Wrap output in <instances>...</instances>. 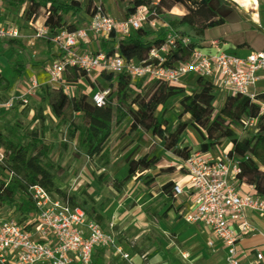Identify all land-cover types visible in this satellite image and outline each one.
<instances>
[{"label": "trees", "instance_id": "trees-1", "mask_svg": "<svg viewBox=\"0 0 264 264\" xmlns=\"http://www.w3.org/2000/svg\"><path fill=\"white\" fill-rule=\"evenodd\" d=\"M210 0H127L124 17L134 13L138 7L149 10L148 20H156L160 24L167 23L180 37V28L205 30L223 24V20L209 7ZM6 7L19 10L25 7L24 20L35 23L41 16L46 17L44 25L51 32L64 29L73 32L74 25L65 27L63 17L75 19L82 6L76 0L68 3L62 0H5ZM178 10L179 14H173ZM49 20V22H47ZM151 32L132 30L127 38L115 39L110 34L112 44L116 45L117 53L123 58L139 51L142 61L148 60ZM102 43L103 50H109L112 44ZM9 48H21L19 40H5ZM51 46L48 47L50 49ZM205 51L195 41L183 44L177 41L162 62L149 61L155 66L171 68L175 64H182L189 60L194 49ZM9 70L16 78L25 73V65L19 61L9 64ZM100 79L107 85L113 86V98L105 97L104 106H96L91 96L79 94L66 97L63 90L48 91L43 99H47L51 113L65 126L66 141L75 142L76 157L93 159L103 148L112 133L126 120L129 121V133L137 130L150 134L162 144V149L170 152L177 159L185 161L191 154L188 147H180L181 137L188 128H192L202 138L206 134V144L203 149L208 150L217 145L220 140H227L233 144L234 152H228L226 158L235 160L240 168L236 175L237 182L252 187L256 197H264V166L254 158L256 148L264 136V110L249 97L235 94L226 96L221 107L216 111L213 107L214 91L210 81L198 78L190 94H185L182 87L170 86L161 80H152L145 85L132 83L126 74L100 73ZM84 80L91 89L94 85L104 91L99 83L91 81L76 68L65 69V85L73 86ZM9 82L0 76V90L6 93ZM181 96L178 105L179 113L172 130L168 129L165 108L166 102L172 97ZM255 100L264 102V93L257 94ZM41 119L36 114L34 121ZM255 123L256 133L243 140L244 153L238 154L235 144L236 135L233 128H243L245 121ZM65 147V145H63ZM49 144L44 139L42 125L39 130L9 129L6 134L0 132V152L3 159L0 162V211L9 212L16 218L18 224H24L28 215L33 211L30 190L38 187L50 197L59 199L71 208L82 209L86 216L101 224L103 217L90 207L85 208L84 202H79L76 196L61 190L54 180V165L47 159ZM160 159L149 155L132 159L127 157L125 177L115 182L114 189L120 192L122 187L130 181H138L147 189L157 185L156 179L163 174L175 171L172 167L160 168L156 174ZM182 171V169H181ZM174 184L167 181L158 186V192L166 201L172 200ZM20 198V199H18ZM91 264H94L93 262Z\"/></svg>", "mask_w": 264, "mask_h": 264}, {"label": "built area", "instance_id": "built-area-1", "mask_svg": "<svg viewBox=\"0 0 264 264\" xmlns=\"http://www.w3.org/2000/svg\"><path fill=\"white\" fill-rule=\"evenodd\" d=\"M251 4L258 14L257 22L253 23L264 35V0H251ZM87 7L80 10L81 17L87 20L84 29L68 32L60 28L51 32L44 26H35L23 34L18 27H5L0 23V41L44 38L51 43L56 56L43 68L48 91L65 86L67 67L76 68L85 76L91 72L123 73L132 83L161 80L177 87L185 76L192 74L197 79L210 81L214 96L216 91L226 92L228 96L241 94L264 110V105L255 100L257 85L264 82L263 53L251 52L240 58L225 52L223 44L213 40L209 44L210 53L196 48L185 63L171 68L155 66L148 62H162L177 41L187 44L190 39L180 37L167 23L148 20L150 13L146 7L136 8L132 15L119 21L99 4L88 8L89 12ZM140 29L162 33L159 39L151 41L147 62L133 63L119 56L117 48L100 52L81 48L93 38L111 40L109 36L113 33L116 40L123 39L130 31ZM22 79L26 86L21 88L19 95L0 103V113L16 105L24 108L40 90L36 76L25 75ZM106 96L105 91H97L91 95V100L101 107ZM2 159L0 152V162ZM183 169L188 178L186 190L174 185L171 191L173 198H180L186 192L194 196V204L181 216L183 223L208 229L224 252V264H242L237 256V241L240 236L253 232L243 211L245 208L264 211L263 204L254 194L240 193V184L235 178L240 168L234 159L213 160L191 153L183 161ZM30 195L34 208L24 224H18L12 215L0 219V264H91L94 255L102 251L113 252L120 262L134 264L132 250L124 246V231H116L112 225L108 229L102 227L89 219L82 209L71 208L38 187L32 188ZM205 245L208 250H214L212 241ZM245 264H264V251L254 252L253 260Z\"/></svg>", "mask_w": 264, "mask_h": 264}, {"label": "rangeland", "instance_id": "rangeland-1", "mask_svg": "<svg viewBox=\"0 0 264 264\" xmlns=\"http://www.w3.org/2000/svg\"><path fill=\"white\" fill-rule=\"evenodd\" d=\"M111 1L115 7L108 3L107 5L112 17L118 21L122 20L127 7V0ZM92 6L88 5L87 9ZM0 7L2 24L5 27L17 28V24L22 19L21 24L23 25L19 28L21 33L26 34L35 28V23L24 20L25 9L16 11L8 8L5 6L4 0H0ZM20 12L21 17H18ZM173 14L178 15L179 11L174 10ZM44 20H47L46 17H39L37 19L38 25L46 27ZM63 22L65 27L72 24L75 27L81 25L77 18L64 17ZM149 32H151V36L148 40L159 39L162 35V33H155L154 31ZM179 32L195 42L200 37L196 30L188 27H186V31L179 30ZM20 42L21 48H9L4 44V41H0V76H5L4 78L9 82V89L6 93L0 90V103L19 95V85L15 84L18 78L11 74L8 67L11 62L14 60L21 62L27 68L24 74L30 76L31 69L36 65L44 68L51 55L48 47H52V45L44 38L23 39ZM52 55L56 56L54 52ZM129 60L133 63L142 61L141 53L137 51L129 57ZM88 78L103 87L108 99L113 98L114 84L111 87L107 86L100 79V74L96 72H91ZM146 83L142 81L140 84L145 85ZM62 90L68 98L82 93L91 96L94 92L100 91L96 84L94 89H91L84 80H80L73 86L65 85ZM47 92L48 88L43 86L37 91L34 99L30 100L24 108L20 109L16 105L11 110L1 112L0 132L6 134L9 129L14 128L22 133L24 130H39L42 125L44 139L50 146L47 159L55 167L54 180L56 185L68 194L76 196L79 202H84L87 210L90 207L95 208L103 217L102 227L106 228L112 222L116 223L115 230L123 227L126 244L133 254L140 258L142 264H221L220 254L207 252L205 246L199 241L191 250L190 246L193 244H190V228H184L180 225L181 216L184 213L181 206L175 209L163 196L158 195L157 191L147 189L138 181H130L122 187L120 192L115 191V182L126 175L125 159L127 157L134 158L140 149V143L144 144L143 140L148 141L141 133L128 138V134L119 131V138L115 141L110 139L93 159L88 160L83 156L76 157L74 155L75 142L66 141L65 126L51 113L47 99H43ZM178 102V100L172 101L167 105L169 118L174 119L175 122L179 113ZM213 107L216 111L220 108L217 107L216 103H213ZM36 114H39L41 119L34 121ZM168 129H170L169 126ZM233 131L236 135L235 144L239 148L237 153L242 154L245 151L242 144L243 140L256 133L255 123L247 120L243 128H233ZM203 136V144H206L204 132ZM133 145L134 147L131 149L130 147ZM226 148L232 149L228 151ZM209 151L211 154L208 156H211V159L221 160L226 158L228 152H234V148L230 141L220 140ZM163 152L162 148H157L156 144H152L148 153L160 159ZM197 152L201 154L202 151ZM254 158L260 165L264 166V136L256 148ZM181 162L182 160H180L178 167H182ZM151 173L155 174V172ZM184 196L185 194L182 197ZM7 215L9 212L0 211V219ZM156 245L160 246L164 253L157 252ZM168 254L172 255L175 260L168 259ZM93 263L125 264L120 262L119 258L110 251L96 253Z\"/></svg>", "mask_w": 264, "mask_h": 264}, {"label": "crops", "instance_id": "crops-1", "mask_svg": "<svg viewBox=\"0 0 264 264\" xmlns=\"http://www.w3.org/2000/svg\"><path fill=\"white\" fill-rule=\"evenodd\" d=\"M5 1V0H4ZM65 3H68L70 0H62ZM78 1L82 8L85 9L87 5L91 6L94 4H100L104 11L109 14L110 16L111 13L109 11V7L107 5L110 4L114 6L113 2L111 0H76ZM105 2V3H104ZM118 3V1H116ZM121 5V4H120ZM209 7L218 15L223 20V24L213 27V28H208L205 30H196L197 34L200 36L198 38V45L202 46L203 49L205 50L204 52L210 53L212 50L209 47V44L213 40H217L223 44V50L227 53H231L237 57L243 58L247 56L249 53L254 52V53H263L264 54V35L263 33L258 29V27L253 23L257 22L258 20V14L255 12L253 9V5L251 4V0H210L208 3ZM122 6V5H121ZM25 5L22 6L19 10L25 9ZM115 7V6H114ZM10 8V7H8ZM1 9V7H0ZM123 9V6H122ZM14 10V9H13ZM22 11V10H21ZM87 12H89V9H87ZM81 13L79 12L77 15V19L81 23V25L76 26V28L84 29L87 27V20L85 17H81ZM88 15V14H86ZM18 17H21V12L18 15ZM64 18V17H63ZM69 18V17H68ZM46 21V20H44ZM22 19H20V22L17 24L18 28H21L23 24H21ZM0 23L2 24V16L0 15ZM3 25V24H2ZM73 25V24H72ZM35 26H43V25H38V21L35 22ZM179 30L181 31H186V27L180 28ZM25 34V33H23ZM25 39V38H24ZM23 40V39H22ZM105 42L107 44H112L111 40H108L106 38H93L90 41L86 42L85 44L81 45V48L83 49H89L92 52H100L104 51L102 49V43ZM109 49L116 48L115 44H112L109 46ZM51 52V55L49 56V59L53 57L52 55V47L49 49ZM134 55V54H132ZM130 55V56H132ZM129 56V57H130ZM27 70V68H26ZM97 73V72H96ZM26 74H23L20 79H16L15 84L19 85V92L21 91V88L26 86V83L22 81L23 76ZM31 75L36 76L38 83L40 84V89L45 86L46 82V74L42 66L40 67L39 65L34 66L31 69ZM5 77V76H4ZM6 79V78H5ZM196 77L192 74H189L185 76L182 79L181 85L179 87H182L185 91V94H190L191 91L195 87L196 83ZM8 81V80H7ZM257 92L258 94L264 93V82H260L257 85ZM228 96L226 92L223 91H216L215 93V98L213 103L217 104V107H221L222 102L224 98ZM181 96H176L172 97L169 99L166 104L165 108H168V104L172 101H179ZM264 105V102H261ZM215 105V104H214ZM215 108V107H214ZM169 113L166 115V119L168 120V126L169 130H172L175 126V120L169 118ZM253 122V121H252ZM128 124L129 121L126 120L123 122L116 130L114 133H112L111 137L109 138L112 139V141H115L117 138H119V131H123L126 135L128 134V138L133 137V135L137 133H141L143 137H145L148 141L143 140L144 144L140 143V149L137 151L135 154L134 158H139L142 157L143 155L147 154L149 152V149L152 144H156L157 148H162V144L160 141H158L156 138H153L150 134H145L141 132L140 130H137L133 133H129L128 130ZM109 140L106 142V144L109 142ZM105 144V145H106ZM203 139L196 133V131L192 128H188L185 132V134L181 137L180 140V147H188L191 149V153H198L197 151H202L200 155H203L204 157L210 158L208 155L211 154L210 149L207 151L203 149ZM202 146V147H201ZM133 146L130 148L132 149ZM201 147V148H200ZM129 148V149H130ZM232 148H226V150L230 151ZM139 153V155H137ZM170 157V158H168ZM226 157V156H225ZM180 163V159H177L171 155L170 152L164 151L160 161L157 165V169L153 172L155 174L158 172V169L162 168H167V167H172L175 169L174 172L169 173V174H163L160 177L156 179L157 185H161L167 181L173 182L174 185H178L182 188H187L188 185V178L186 176V173L183 169V161L182 167H178ZM182 169V171H181ZM158 186L153 188L152 190L157 191ZM186 190V189H185ZM239 191L240 193L244 195H252L253 190L251 186L246 185V184H241L239 186ZM157 194L159 192L157 191ZM164 197V196H163ZM165 198V197H164ZM258 201L263 204L264 206V197H257ZM170 205H172L175 209H178L181 206V210H186L188 207H192L194 204V196L190 192L185 193L184 197H180L179 199L173 198L172 200L169 201ZM247 221L249 222L253 232L248 233L246 235L240 236L238 241H237V256L238 260L240 263L245 264L249 263L253 260V254L254 252H263L264 251V211H259V210H252L249 208H245L243 211ZM113 226L114 230L116 227V223L112 222L106 229H108L110 226ZM180 225L184 226V228H190V244L192 243L193 245L190 246L191 250L194 249V246L196 245V242L199 241V243H202L205 246V250L208 252L206 248V242L207 241H212L213 242V251L214 253H219L221 257V264H224V252L222 248L220 247L219 243L213 238L211 232L202 227V226H188L185 225L182 221L180 220ZM116 231H124L125 229L122 227ZM125 248H129V246L126 244V241L124 243ZM155 249L157 252L164 253V251L161 250L160 246L156 245ZM106 252V251H102ZM111 252V251H110ZM160 253V254H161ZM96 255V254H95ZM133 263L134 264H142L140 258L133 254ZM163 255V254H162ZM168 259L171 261L175 260L172 255L168 254L167 255ZM177 263V262H176Z\"/></svg>", "mask_w": 264, "mask_h": 264}]
</instances>
